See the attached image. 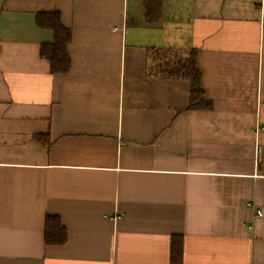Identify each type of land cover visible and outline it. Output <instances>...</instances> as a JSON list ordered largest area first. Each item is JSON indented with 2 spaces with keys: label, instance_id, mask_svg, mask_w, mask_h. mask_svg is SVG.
<instances>
[{
  "label": "crops",
  "instance_id": "crops-1",
  "mask_svg": "<svg viewBox=\"0 0 264 264\" xmlns=\"http://www.w3.org/2000/svg\"><path fill=\"white\" fill-rule=\"evenodd\" d=\"M151 48L197 50L213 109L149 76ZM262 127L264 0H164L154 25L142 0H0V264H264Z\"/></svg>",
  "mask_w": 264,
  "mask_h": 264
},
{
  "label": "trees",
  "instance_id": "trees-1",
  "mask_svg": "<svg viewBox=\"0 0 264 264\" xmlns=\"http://www.w3.org/2000/svg\"><path fill=\"white\" fill-rule=\"evenodd\" d=\"M164 0H142L145 18L150 25L159 23L163 17ZM37 26L51 30L54 34L52 43L41 46V57L50 63L52 74H68L71 69V59L67 47L72 39L71 31L61 22L59 12L40 13L36 16ZM149 76L165 79L187 80L190 83L189 110H212L213 103L205 98L202 88V74L197 65L198 51L192 50L184 60L172 64L171 52L151 48L149 50ZM67 242V235L61 221L57 217L48 216L45 222V244L63 245ZM176 247V246H175ZM182 245L173 249L171 261L173 264L182 263Z\"/></svg>",
  "mask_w": 264,
  "mask_h": 264
},
{
  "label": "rangeland",
  "instance_id": "rangeland-1",
  "mask_svg": "<svg viewBox=\"0 0 264 264\" xmlns=\"http://www.w3.org/2000/svg\"><path fill=\"white\" fill-rule=\"evenodd\" d=\"M185 47V46H183ZM168 52H171V60L172 64L178 63L180 60H184L186 58V50L185 48H182V50H176V49H167Z\"/></svg>",
  "mask_w": 264,
  "mask_h": 264
},
{
  "label": "built area",
  "instance_id": "built-area-1",
  "mask_svg": "<svg viewBox=\"0 0 264 264\" xmlns=\"http://www.w3.org/2000/svg\"><path fill=\"white\" fill-rule=\"evenodd\" d=\"M262 130H264V127L261 128ZM248 207H253V204L251 202L247 203ZM256 216L257 217H261L262 216V211L261 210H257L256 211Z\"/></svg>",
  "mask_w": 264,
  "mask_h": 264
}]
</instances>
